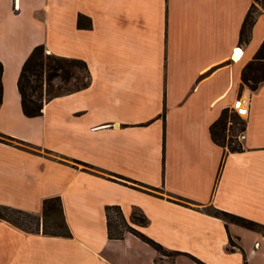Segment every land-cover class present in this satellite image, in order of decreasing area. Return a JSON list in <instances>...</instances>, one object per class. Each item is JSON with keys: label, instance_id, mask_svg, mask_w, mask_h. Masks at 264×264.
Listing matches in <instances>:
<instances>
[{"label": "crops", "instance_id": "obj_1", "mask_svg": "<svg viewBox=\"0 0 264 264\" xmlns=\"http://www.w3.org/2000/svg\"><path fill=\"white\" fill-rule=\"evenodd\" d=\"M254 1L14 0V9L0 0V133L14 137L0 140V204L38 214L43 197L58 195L69 229L0 218V264H156L157 251L132 232L107 235L105 204L124 216L135 207L146 217L135 228L166 249L206 264H264L263 232L205 210L264 224V81L240 85L264 37L259 0L238 40ZM38 43L85 60L89 76L28 116L16 79ZM238 94L247 113L240 148L229 150L209 125Z\"/></svg>", "mask_w": 264, "mask_h": 264}, {"label": "trees", "instance_id": "obj_2", "mask_svg": "<svg viewBox=\"0 0 264 264\" xmlns=\"http://www.w3.org/2000/svg\"><path fill=\"white\" fill-rule=\"evenodd\" d=\"M260 4L259 0H255L254 2H251L248 6L244 17L241 21L239 31H238V40L239 41H246L249 35V29L252 25V22L254 21V18L256 16V13L258 12V5ZM82 15L78 14L77 22L80 24V19ZM79 63L81 64L85 70L87 77L89 76L88 68L86 65L85 60L73 57V56H66V55H60L53 52H44V46L41 43L35 44L25 59L22 62V65L20 67L17 79H16V85L20 96V104L22 112L25 115L32 116L37 115L41 113V107H42V101L45 99L50 98L51 96L57 95L59 93L51 94L48 97L41 99L37 95H35L34 90L38 86L37 83H32L29 79V74L34 76V80H37L39 78V75L41 74V71L44 70L45 77L47 80H49L51 77L58 75L62 78H65L66 76L71 74L70 67L75 64ZM1 63H0V73H1ZM264 81V37L260 41L259 45L257 46L256 50L254 51L251 59H249L244 66L240 70V85L245 84L250 89H254L257 87V85ZM87 81H82L79 84H75L73 89H78L80 87H83L87 84ZM66 90V91H68ZM62 93V92H61ZM0 98H1V82H0ZM228 110L227 107H224L221 109L218 117L209 125V133L212 140L220 145H226L229 150H234L240 148L239 145H233L230 143L225 144L222 139V133L223 129L226 124V111ZM233 112V111H231ZM234 113V112H233ZM235 114V113H234ZM238 118L237 121L241 123L240 130L243 128L242 126V119L239 118L237 114H235ZM0 140L6 141V142H12L14 140V137H11L9 135L0 133ZM19 142H22L20 140H17ZM211 208L213 211L206 210V212L211 213L213 215L219 216L224 220L233 221L235 223H238L240 225H243L245 227L255 229L258 231H262L264 233V224L257 222L255 220L246 218L241 215H237L222 209H218L216 207ZM109 209H114L118 215V221H112L110 218V215L108 213ZM134 209H136L134 207ZM4 210H11L14 212L24 213V214H31L28 211H25L20 208L11 207L5 204H0V218H4L15 225L22 227L27 230H35L37 228V224L33 228L25 227L21 225L19 222H17L14 218L9 216L8 214L4 213ZM41 210L43 214V218L47 215H51L54 212H57L60 219L58 221L50 222V225L52 226V229L45 228L44 224L41 227L42 232L47 234H57V235H68L69 229L64 221L62 210H61V201L60 197L58 195H50L45 196L42 198L41 201ZM104 213L106 217V230L107 235L109 237H120L122 236L123 231H129L133 234L137 235L140 239L148 243L150 246H152L156 251L163 252L164 250L174 251V252H181L175 249H166L164 248L159 242L152 239L151 237L147 236L146 234L142 233L138 229H136L134 226L129 224L121 211V208L118 204H105L104 205ZM33 215L36 219H38L37 216ZM227 217V218H226ZM44 220V219H43ZM132 221L136 225H144L146 223V217L139 212V215L133 216ZM120 225V226H119ZM228 242L230 245H232V239L229 237ZM195 262L199 264H206L202 260L198 259L194 255L188 254Z\"/></svg>", "mask_w": 264, "mask_h": 264}, {"label": "rangeland", "instance_id": "obj_3", "mask_svg": "<svg viewBox=\"0 0 264 264\" xmlns=\"http://www.w3.org/2000/svg\"><path fill=\"white\" fill-rule=\"evenodd\" d=\"M44 52H48V51L44 48ZM70 69H71V74L66 76L65 78L55 75L51 77L49 80L46 79L44 70L41 71V74L39 75V78L37 80H34V76L29 74L30 81L32 83L38 84V86L34 90L35 95H37L41 99H44L51 94L64 92L68 89L73 88L75 84H79L82 81L88 80V77L86 75V70L81 64L75 63L70 67ZM226 114H227L226 115L227 121L223 129L221 140H223L225 144L230 143L233 145H237L238 133L240 131L241 123L237 121L236 118L238 117L229 109L226 111ZM242 117L243 116H239V118ZM205 208L207 210L213 211V209L209 205H207ZM4 213L14 218L21 225L29 228H33L36 224H39V226L42 227V225L44 224V226H46L45 228L52 229L50 222L58 221L60 219L57 212H54L49 216L46 215L43 218L42 210L38 214L30 212L31 214L37 216L38 219H36L31 214L28 215L24 213L14 212L11 210H4ZM108 213L113 222L115 220L116 221L119 220L118 215L114 209H109ZM137 215H139V212L136 209L131 208L130 213L124 216V218L129 224L134 226L136 224L132 221V218L133 216L135 217ZM226 221H228V218ZM157 253L158 256H156L155 258L156 264H170L172 262V259L177 256L191 260V257H189L186 253L183 252L181 253V252L164 250L163 252L157 251Z\"/></svg>", "mask_w": 264, "mask_h": 264}, {"label": "built area", "instance_id": "obj_4", "mask_svg": "<svg viewBox=\"0 0 264 264\" xmlns=\"http://www.w3.org/2000/svg\"><path fill=\"white\" fill-rule=\"evenodd\" d=\"M12 8H14V9L17 8V3H15L14 0H13V3H12ZM236 49L240 50V53L237 54V58L240 56L241 49H240L239 45H236L232 49V52H231V55H230L231 59H236V58L233 57V53L235 52ZM228 109L230 111H233L238 116H244L247 113V103L241 97V95L238 94L232 99V102H231L230 106L228 107ZM228 122H230V121H228ZM242 137H243V132H242V130H240L239 133H238V138H242Z\"/></svg>", "mask_w": 264, "mask_h": 264}, {"label": "bare ground", "instance_id": "obj_5", "mask_svg": "<svg viewBox=\"0 0 264 264\" xmlns=\"http://www.w3.org/2000/svg\"><path fill=\"white\" fill-rule=\"evenodd\" d=\"M239 53H240V50L239 49H236L235 52L233 53V55H234L233 57L234 58H237V54H239Z\"/></svg>", "mask_w": 264, "mask_h": 264}]
</instances>
